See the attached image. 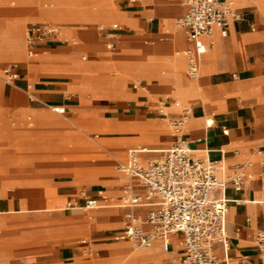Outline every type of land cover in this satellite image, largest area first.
Wrapping results in <instances>:
<instances>
[{
    "label": "crops",
    "instance_id": "0c3cea01",
    "mask_svg": "<svg viewBox=\"0 0 264 264\" xmlns=\"http://www.w3.org/2000/svg\"><path fill=\"white\" fill-rule=\"evenodd\" d=\"M54 1L0 0V65L13 68L17 78L11 85L27 95L8 118L0 117V264L179 262V233L168 236V252H132L131 244L119 238L126 206L102 200L99 206L86 210L66 206L71 197H78L82 203V190L88 197H95L98 190L120 197L129 179L116 167L115 173L111 171L113 161L103 166L94 183L73 175L65 162L71 151L64 142L74 141L77 152L89 153L85 149L89 140L80 137L71 125L50 127L43 123L53 117L56 124L76 123L88 130L98 118L114 120L124 127H147L157 138L150 145L138 144L141 135L137 132L99 137L123 142L124 161L131 148H146L142 158H158L174 135L156 122L157 114L147 104L150 98L163 100L169 117L180 114L179 103L187 106L183 138L194 153L222 161L226 174L234 167H240L244 174L239 190L231 183L223 190L228 207V246L214 245L221 264H264V0H232V9L241 18L231 19L224 35L215 28L211 44L203 39L206 48L194 81L186 74L184 57L176 55L188 47L176 24L186 11L184 0H145L144 5L126 0H63L77 3L68 20L46 16ZM101 2L128 14L127 19L135 20L136 26L101 22L96 15ZM39 20L63 30L37 43L36 57L28 56L26 27L31 21L42 22ZM98 26H115L116 30L108 37ZM134 40L149 44L151 49L157 46L159 54L143 59H129V53L125 54L120 63L134 76H129L124 86L129 98L119 102L91 81L102 79L107 84L105 78L114 75L107 55L115 48L128 50ZM109 42L112 48L107 47ZM171 55L175 57L170 59ZM135 76L147 79L146 88L144 80ZM6 90L0 86V94L7 97ZM52 108H61L63 113ZM64 113L68 114L66 119L61 117ZM34 122L40 124L28 125ZM39 136L43 140L52 136L55 143H44L41 151L33 149L30 145H37L34 138ZM12 145L15 150H10ZM131 182L134 191L140 192L137 180ZM144 209L136 207L135 211L142 214ZM156 242L162 245L161 240ZM86 246L92 248L91 255L82 251Z\"/></svg>",
    "mask_w": 264,
    "mask_h": 264
},
{
    "label": "built area",
    "instance_id": "2783aa9c",
    "mask_svg": "<svg viewBox=\"0 0 264 264\" xmlns=\"http://www.w3.org/2000/svg\"><path fill=\"white\" fill-rule=\"evenodd\" d=\"M126 1L134 3L137 0ZM184 4L186 11L176 24L183 31L188 47L177 51L176 55L184 57L186 74L195 79L206 48L203 39L211 44L215 28L224 35L229 21L241 17L232 9V0H184ZM97 28L108 37L116 30L115 26ZM59 32L60 27L49 21L30 24L25 36L27 55L33 56L37 43L57 36ZM107 47L112 48V43H107ZM2 73L3 81L8 84L17 78L11 66H6ZM165 109V102H159L157 115L161 120L168 118L174 140L158 158H142L146 148L128 150L126 160L116 167L129 179L120 197L107 196L102 190H98L95 197H88L82 190L79 196L83 202L78 197H71L66 206L86 210L99 206V200L118 203L128 208L119 238L127 240L132 248L150 247L156 240H161L162 249L168 252V236L179 233L182 235V255L179 262L172 260L171 264H221L214 245L221 243L224 249L228 246L225 232L228 207L223 190L227 183L239 190L244 174L240 167H234L226 174L222 161L197 156L189 141L183 138L189 111L182 108L177 117H168ZM53 110L63 113L61 108ZM134 179L140 192L134 191L131 182ZM136 207L145 209L140 214L135 211ZM82 251L92 254L89 246Z\"/></svg>",
    "mask_w": 264,
    "mask_h": 264
},
{
    "label": "rangeland",
    "instance_id": "374dc122",
    "mask_svg": "<svg viewBox=\"0 0 264 264\" xmlns=\"http://www.w3.org/2000/svg\"><path fill=\"white\" fill-rule=\"evenodd\" d=\"M114 1L115 3H117V1L115 0H111ZM139 2L140 5H144L145 4V0H137ZM77 3L76 1H74V3L72 2H68L65 3V1L63 0H56L54 1L53 4V12H54V16H60L63 19H72L71 15L74 9H76L77 7ZM66 9V10H65ZM63 10L69 11L67 14H65V12H63ZM49 11V9H48ZM48 11L46 13H48ZM76 13V12H75ZM96 15L97 18L100 19L101 22H108V23H119L123 26H132L135 27L136 26V21L133 19H127V15L126 13H122L119 11H116L113 8V5H104L103 2H101V4L97 7L96 9ZM46 16H51V15H46ZM73 20H76L73 18ZM39 21H44V20H39ZM34 22V21H33ZM32 24V21L28 23L27 28L29 27V25ZM100 25L105 26L103 23H99ZM63 28L60 27V31H62ZM123 38H128L125 36H120ZM149 44H142L140 42V40H134L133 42L130 43L129 45V49L128 50H121V51H117V49H113L108 55V60L109 63H111L114 66V69L111 71L113 75V77L111 78H105L107 81V84H104L102 79H93L91 81L92 84H94V86H96L97 88H100L101 92H105L110 98H113L117 101H121L123 98H129L128 95H125L124 93V86H125V82L128 79L129 76H134L132 73L131 69H128V67H126L124 64H121L120 61L125 59V54L128 52L129 53V59H143V58H155L158 56V47L155 46L154 48H149L148 46ZM123 48V47H121ZM133 50H138V53H133ZM172 57H175V55H171L170 59ZM8 66L7 64H2L0 65V86L3 88H7L6 90V96H4L3 94H0V117L4 120L6 118H8L10 116V114H12V112L14 111V108L18 105H20L21 103H23V101L26 99V94L22 93L20 91H18L14 86H12L11 84H8L6 82L3 81L2 79V75L1 72L2 70ZM136 77V76H135ZM137 78V77H136ZM137 80H144L145 82V88H146V84H147V79H141V78H137ZM195 80V79H193ZM102 88V89H101ZM135 96V95H133ZM11 99V101H10ZM150 101L148 104L149 109L151 108V110H153V112H156L157 114V110H158V105L159 102H155V100L152 98H150ZM163 101V100H162ZM179 101V100H178ZM181 109H187V106H183L179 103ZM44 107L48 108L50 110V108L46 105H44ZM181 109H179L178 111L180 112ZM53 111V108H52ZM165 112H169L168 109L164 110ZM65 116H67L68 114H64ZM62 119H66V117L62 116ZM169 117V116H168ZM158 120H156V122H161L163 124V128L169 132H171L172 134H174V131L172 130V128L169 126L168 124V118L165 120H161L158 115H157ZM56 120V118L50 117L48 122H43L44 124L49 125L50 127H65L68 125H71V128L78 132L80 137L89 140V142H87V146L85 149L89 150V153H82V152H77L76 151V146H75V142L74 141H66L64 142V147L69 148L71 151L69 154H67V157L65 159V162L69 163L70 165V172L81 178L84 182H91L94 183L95 181H97V173L103 168L104 165H106L107 163H110L113 161L112 163V169L111 171L113 173H115L116 171L114 170L115 167H117V165L121 162L124 161L125 158V152L123 153L122 157L121 154L123 152V147H124V143L123 142H119V141H113V142H108L104 139H101L99 136H103L100 134H114V133H125V132H103L106 128H118L122 125H120L119 123L115 122L114 120H105V119H98L95 118L92 122V126L86 130V128H79L77 126V124H71L68 122H62L60 124H56L54 123V121ZM13 122L15 120H10V122ZM39 122H34V123H29V126H33L36 127L37 125H39ZM16 128L18 127V125H15ZM14 127V126H13ZM143 129L144 132H154L152 129L147 128V127H141ZM18 129V128H17ZM19 130L21 131L22 129L19 128ZM131 132V131H130ZM141 135V138L138 139V144H145V145H150L154 142H157V140L154 141H150V142H145V140H143V135L142 132H137ZM36 140L35 143H38L37 145H34V147L32 145H30L33 149H43V145H45L44 143L47 142H53L55 143V139L52 138V136L46 137V139H42L40 138V136L38 138H34ZM101 142V145L98 143ZM170 144H168L167 146H169ZM28 147V145H27ZM10 150H15V145H12L10 147ZM25 149H29V148H25ZM41 151V150H40ZM111 151V152H110ZM118 155V156H117ZM38 159V158H37ZM42 160V159H41ZM36 162V161H33ZM42 162H46V161H42ZM30 163H32L30 161ZM108 175V173H106ZM80 237H84V236H80ZM80 237H77L80 238ZM85 238H88L87 236H85ZM91 240V239H90ZM125 244V243H124ZM134 249V248H133ZM161 251L159 248H153V249H141V250H132V252L134 253H144V252H149V251ZM85 255V254H83Z\"/></svg>",
    "mask_w": 264,
    "mask_h": 264
},
{
    "label": "bare ground",
    "instance_id": "6f19581e",
    "mask_svg": "<svg viewBox=\"0 0 264 264\" xmlns=\"http://www.w3.org/2000/svg\"><path fill=\"white\" fill-rule=\"evenodd\" d=\"M53 9L54 8H50L48 13H46V15H51V16H54V12H53ZM66 10V9H65ZM65 10H63V12H65ZM33 57H36V56H33ZM198 72V71H197ZM193 80V79H192ZM194 81V80H193ZM66 114V113H64ZM64 114H62V116L64 117H67L65 116ZM142 132V135H143V140H145V142H150V141H154V140H157L156 138V134H155V131L154 132H144L143 129L141 127H136V126H120L118 128H106L103 132H106V133H109V132ZM100 145H101V142H98ZM111 152V151H110ZM118 156V155H117ZM106 194V193H104ZM2 211L0 210V213ZM14 212V211H13ZM153 248H159L161 251L163 250L162 247H161V244L159 243H153L150 247H145V248H134L135 250H141V249H153ZM180 248V247H179ZM178 259V257H177Z\"/></svg>",
    "mask_w": 264,
    "mask_h": 264
}]
</instances>
